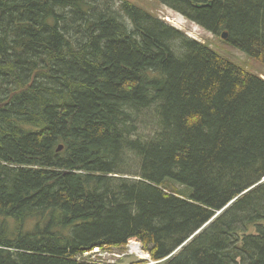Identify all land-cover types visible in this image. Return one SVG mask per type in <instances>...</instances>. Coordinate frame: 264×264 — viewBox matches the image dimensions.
Segmentation results:
<instances>
[{"label":"trees","instance_id":"16d2710c","mask_svg":"<svg viewBox=\"0 0 264 264\" xmlns=\"http://www.w3.org/2000/svg\"><path fill=\"white\" fill-rule=\"evenodd\" d=\"M156 1L264 62V0ZM132 240L264 264V78L128 0H0V264Z\"/></svg>","mask_w":264,"mask_h":264},{"label":"rangeland","instance_id":"374dc122","mask_svg":"<svg viewBox=\"0 0 264 264\" xmlns=\"http://www.w3.org/2000/svg\"><path fill=\"white\" fill-rule=\"evenodd\" d=\"M128 1L132 2L145 11L153 13L161 20L183 31L189 37L205 43L221 56L246 69L248 72L260 75L264 78V62H260L249 56L247 53L235 48L228 42V40H223L221 37H218L213 33L206 31L201 26L188 20L185 16L175 12L165 5H162L156 0ZM249 230L250 232H255V229L252 227ZM129 246L130 244L122 249L101 248L99 253H97L96 255L85 256L84 260L98 264H137V262L142 259H138L137 256L130 254ZM143 252L146 255L149 254L148 251Z\"/></svg>","mask_w":264,"mask_h":264},{"label":"built area","instance_id":"2783aa9c","mask_svg":"<svg viewBox=\"0 0 264 264\" xmlns=\"http://www.w3.org/2000/svg\"><path fill=\"white\" fill-rule=\"evenodd\" d=\"M132 244H135V245H137L138 247H140V248H141V254H143V255L138 254V253H136V252L133 253V250H132V247H131ZM129 247H130L129 253L132 254V255L137 256L138 259H142V260H143V259H147V261H148L149 264H157V262H155V261L152 260V258H151V256H150L149 254H148V255L144 254V252H143L144 250H143V247H142V245H141L140 242L131 243ZM100 250H101V248H96V249H94V250L91 251V252L85 253L84 255H85V256L96 255L97 253L100 252ZM142 250H143V251H142ZM140 261H141V260H140Z\"/></svg>","mask_w":264,"mask_h":264},{"label":"bare ground","instance_id":"6f19581e","mask_svg":"<svg viewBox=\"0 0 264 264\" xmlns=\"http://www.w3.org/2000/svg\"><path fill=\"white\" fill-rule=\"evenodd\" d=\"M261 184H262V183H261ZM261 184H260V185H261ZM220 213H221V212H219L218 214H220ZM135 242H136V240H132V241L129 242V244H131V243H135ZM129 244H128V245H129ZM131 247H132L133 253L136 252V253H138V254H141V248H140V247H138V246L135 245V244H132ZM95 249H96V248H95ZM82 258H85V255H84V254H83L82 256L79 257L80 260H82Z\"/></svg>","mask_w":264,"mask_h":264},{"label":"water","instance_id":"95a60500","mask_svg":"<svg viewBox=\"0 0 264 264\" xmlns=\"http://www.w3.org/2000/svg\"><path fill=\"white\" fill-rule=\"evenodd\" d=\"M228 37H229L228 32H223V33L221 34V38H222L223 40H227ZM63 148H64V146L61 145V146L58 148V152H61V151L63 150Z\"/></svg>","mask_w":264,"mask_h":264}]
</instances>
